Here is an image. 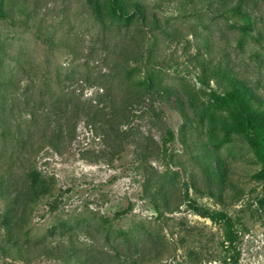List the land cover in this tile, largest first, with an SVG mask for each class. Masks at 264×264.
<instances>
[{"label":"rangeland","instance_id":"obj_1","mask_svg":"<svg viewBox=\"0 0 264 264\" xmlns=\"http://www.w3.org/2000/svg\"><path fill=\"white\" fill-rule=\"evenodd\" d=\"M106 2L0 0V264H229L191 203L264 264L260 164L207 112L218 71L264 100V0Z\"/></svg>","mask_w":264,"mask_h":264},{"label":"trees","instance_id":"obj_2","mask_svg":"<svg viewBox=\"0 0 264 264\" xmlns=\"http://www.w3.org/2000/svg\"><path fill=\"white\" fill-rule=\"evenodd\" d=\"M106 11L110 17L126 18L127 11L120 6L119 0H107ZM136 8H139L136 5ZM92 10L95 17L102 21V11L98 4L93 3ZM237 12L239 9H233ZM0 17L6 18V15L0 10ZM218 74L226 81V88L219 93L210 90V103L207 108L213 122L217 123L224 136L231 133H236L244 137L252 150L253 155L260 164L258 171L254 173L257 178L264 177V100L258 97L253 91L249 89L243 81L239 80L232 74H227L218 71ZM144 87L150 88V78L145 77ZM214 130V129H213ZM169 138L172 137L168 131ZM31 179V197L28 199L35 202L39 195H44L49 192V186L46 181L39 177V173L35 170L30 172ZM38 188V189H37ZM217 195L220 197V192L209 191L210 196ZM191 207L196 213L203 217H207L216 222H223L226 231L224 238V248L230 251L227 258L229 264H237L239 258V251L236 247L237 231L233 228L231 217L222 211L211 212L206 208L200 207L191 203ZM122 211L117 214H122ZM5 224L9 223L8 218L3 217Z\"/></svg>","mask_w":264,"mask_h":264}]
</instances>
